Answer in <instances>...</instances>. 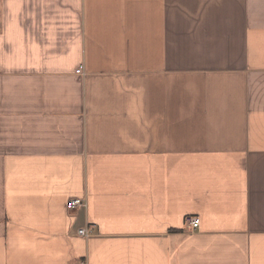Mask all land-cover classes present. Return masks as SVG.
<instances>
[{
  "label": "crops",
  "instance_id": "1",
  "mask_svg": "<svg viewBox=\"0 0 264 264\" xmlns=\"http://www.w3.org/2000/svg\"><path fill=\"white\" fill-rule=\"evenodd\" d=\"M0 264H264V0H0Z\"/></svg>",
  "mask_w": 264,
  "mask_h": 264
},
{
  "label": "built area",
  "instance_id": "2",
  "mask_svg": "<svg viewBox=\"0 0 264 264\" xmlns=\"http://www.w3.org/2000/svg\"><path fill=\"white\" fill-rule=\"evenodd\" d=\"M78 74L81 73V69L77 71ZM85 206V202L83 200H73L69 203V209L75 210L77 208H82ZM200 219L197 217H187L186 218V225L191 230H197L200 228ZM79 234L83 237H89L92 232L90 229H82L79 231Z\"/></svg>",
  "mask_w": 264,
  "mask_h": 264
}]
</instances>
